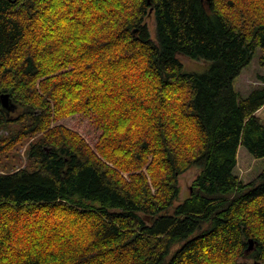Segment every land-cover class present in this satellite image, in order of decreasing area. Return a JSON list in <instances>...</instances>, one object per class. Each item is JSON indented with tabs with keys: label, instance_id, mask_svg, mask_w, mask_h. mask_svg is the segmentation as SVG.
<instances>
[{
	"label": "trees",
	"instance_id": "trees-1",
	"mask_svg": "<svg viewBox=\"0 0 264 264\" xmlns=\"http://www.w3.org/2000/svg\"><path fill=\"white\" fill-rule=\"evenodd\" d=\"M258 50L264 0H0V264H264Z\"/></svg>",
	"mask_w": 264,
	"mask_h": 264
},
{
	"label": "rangeland",
	"instance_id": "rangeland-1",
	"mask_svg": "<svg viewBox=\"0 0 264 264\" xmlns=\"http://www.w3.org/2000/svg\"><path fill=\"white\" fill-rule=\"evenodd\" d=\"M147 26L149 27L151 37L154 41H157V27L154 14L150 13L146 19ZM261 51L258 50L257 54L253 58L251 64L247 66L241 73V75L235 80L234 86L240 92V94L246 97L253 89L263 85L261 77L264 76V67L260 64ZM184 63V71L187 73H193L197 75L205 74L210 68L209 61H197L190 60L188 58L182 59ZM257 116L264 122V107L257 112ZM67 127L77 128L80 124V118L74 117L64 122ZM5 134V133H3ZM26 149H21L20 153L22 157V168L28 167V160L26 158ZM264 171V158L256 159L250 155L246 149L240 148L238 153V165L235 168V175L244 184H249L257 179V177ZM200 174V168L193 167L179 178V184L181 187V193L179 199L174 203V206H178L190 197L193 190L192 185L198 175Z\"/></svg>",
	"mask_w": 264,
	"mask_h": 264
},
{
	"label": "water",
	"instance_id": "water-1",
	"mask_svg": "<svg viewBox=\"0 0 264 264\" xmlns=\"http://www.w3.org/2000/svg\"><path fill=\"white\" fill-rule=\"evenodd\" d=\"M1 102H2V106H3L4 108H8L9 105L11 104V102H10V98H9V95H2V96H1ZM11 107H12V106H11ZM13 108H14V107H13ZM253 247H254V244H253V242L251 241V242H250L249 251H251V250L253 249Z\"/></svg>",
	"mask_w": 264,
	"mask_h": 264
},
{
	"label": "crops",
	"instance_id": "crops-1",
	"mask_svg": "<svg viewBox=\"0 0 264 264\" xmlns=\"http://www.w3.org/2000/svg\"><path fill=\"white\" fill-rule=\"evenodd\" d=\"M240 150V149H239Z\"/></svg>",
	"mask_w": 264,
	"mask_h": 264
}]
</instances>
